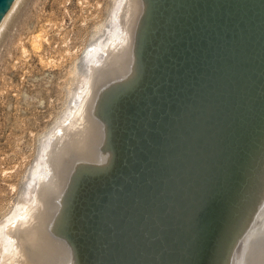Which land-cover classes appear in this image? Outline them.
<instances>
[{"label":"bare ground","instance_id":"bare-ground-1","mask_svg":"<svg viewBox=\"0 0 264 264\" xmlns=\"http://www.w3.org/2000/svg\"><path fill=\"white\" fill-rule=\"evenodd\" d=\"M113 2L25 197L0 220V264H197L218 194L204 264H264V0ZM205 6L232 22L208 60V35L202 47L183 33Z\"/></svg>","mask_w":264,"mask_h":264},{"label":"rangeland","instance_id":"rangeland-1","mask_svg":"<svg viewBox=\"0 0 264 264\" xmlns=\"http://www.w3.org/2000/svg\"><path fill=\"white\" fill-rule=\"evenodd\" d=\"M113 1L19 0L1 29L0 220L25 197L37 148L79 84L84 48L103 38ZM68 136L65 133L62 141ZM101 143L100 149L105 145ZM106 146L97 153L102 160L110 149ZM99 157L90 164L95 160L101 165ZM258 233L244 239L240 256Z\"/></svg>","mask_w":264,"mask_h":264},{"label":"water","instance_id":"water-1","mask_svg":"<svg viewBox=\"0 0 264 264\" xmlns=\"http://www.w3.org/2000/svg\"><path fill=\"white\" fill-rule=\"evenodd\" d=\"M19 0H0V31L3 28L4 24L6 23L7 19L9 18L10 14L12 13L13 9L15 8L16 4L18 3ZM212 0H205V3H210ZM202 4V7H204ZM198 7L195 9L194 12ZM203 9V8H202ZM221 10H226L227 15L225 16L223 14V17L216 18L218 15V7L217 6H212L210 8H206L205 6V11H202L198 17H194L193 15L192 20L190 22H186L187 28L183 30L184 36L188 41H193V43L199 42V44L204 47V36L208 35V40L210 42L215 43V47L212 45L208 49L206 53V59L213 58L215 56L219 55V52L222 51V49L229 45H227L228 42H231L230 36H228V32H226L225 29L231 30L232 28V22L230 23H225L230 21V15L229 11L224 8L223 6L220 7ZM193 12V13H194ZM237 15L236 18L238 22H236L237 27L241 24L240 22H244V19L241 17L243 13L239 12H234V15ZM247 18L249 17L248 14L246 15ZM254 18V17H253ZM250 18V19H253ZM226 19V20H225ZM236 20V21H237ZM251 21V20H250ZM195 25H192V24ZM221 26H224V29H221ZM200 30H204L203 33H201ZM239 29H244L245 28L242 26H239ZM195 30H197L195 32ZM203 37H201V36ZM226 39H223L224 37ZM184 39V38H183ZM181 46H183V54H187V48H185L184 40L180 43ZM190 43L188 44V46ZM193 47V46H192ZM264 48V47H263ZM194 49V48H192ZM194 51V50H193ZM218 54V55H216ZM175 56V53L173 54V57ZM263 56V55H262ZM264 57V56H263ZM205 59V60H206ZM83 60V58L81 59ZM204 63V62H203ZM210 65H212L210 63ZM255 66V65H254ZM221 207L220 204V195L218 194L213 200H211L210 204L207 205V211L205 217L202 218V223L205 221L207 222L205 229L202 228L201 231V236H203L200 239V247L201 249L198 250L197 256H198V261L197 264H204V259H205V254L207 250L210 247L211 241L215 235V230L217 228L218 220H219V209ZM203 215V214H202ZM201 224V222H200ZM199 224V226H201Z\"/></svg>","mask_w":264,"mask_h":264}]
</instances>
